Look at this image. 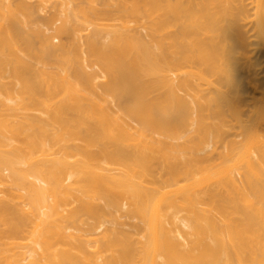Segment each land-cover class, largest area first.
Listing matches in <instances>:
<instances>
[{
    "label": "bare ground",
    "instance_id": "6f19581e",
    "mask_svg": "<svg viewBox=\"0 0 264 264\" xmlns=\"http://www.w3.org/2000/svg\"><path fill=\"white\" fill-rule=\"evenodd\" d=\"M6 1L0 264H264V0H120L148 38L88 41L92 72ZM189 122L185 160L153 136Z\"/></svg>",
    "mask_w": 264,
    "mask_h": 264
},
{
    "label": "rangeland",
    "instance_id": "374dc122",
    "mask_svg": "<svg viewBox=\"0 0 264 264\" xmlns=\"http://www.w3.org/2000/svg\"><path fill=\"white\" fill-rule=\"evenodd\" d=\"M8 1V0H7ZM6 1V2H7ZM13 7V9L19 10V14L23 17H27L29 20V35H35V32L38 30L45 31L48 35L55 34V28L60 25L61 18H67L68 20V34H65L62 38H54L53 41L56 45L64 43L66 47V51L68 53H72L75 49L79 51H83V56L88 58V63L92 64L90 68L87 70L89 72L98 70V65L95 64L96 60L94 57H91L89 54V42L94 41L97 42L98 46L107 47L111 45L112 36L114 34H129V35H138L140 34L144 39L148 38L147 30L141 28L139 30L136 29V24L133 20L127 18L121 12V4L120 0H10L8 3ZM28 4V5H26ZM26 6V7H23ZM21 7V8H19ZM91 7L95 8L97 12L100 13L97 20L94 23L87 27L86 29L83 27L85 22L83 20V15L81 10L86 9L89 10ZM26 8V10H22ZM31 9V11L29 9ZM16 10V11H17ZM29 10V11H28ZM27 13H26V12ZM21 12V13H20ZM30 14H29V13ZM26 13V14H25ZM30 16V17H29ZM22 17V18H23ZM59 19V20H58ZM31 24V25H30ZM124 24L128 25V28H124ZM55 27V28H54ZM82 27L84 30H81ZM32 28V29H31ZM36 28V29H35ZM54 28V29H53ZM54 30V31H53ZM80 30V31H78ZM32 31V32H31ZM30 35V36H31ZM35 43L39 46V41L36 36H33ZM95 64V65H93ZM94 69V70H93ZM99 71V70H98ZM105 79H101V82H104ZM102 96L108 99L109 106L119 112L122 116L126 114L119 109V106L115 100L108 97L103 91H100ZM190 100V99H189ZM126 119L131 123V125L140 129V126L137 122L131 120L126 117ZM153 136L158 139L161 143L165 144L164 146H169L165 141L172 144L173 148L176 150L175 154L180 156L183 160H185L187 156V148L192 146L194 143L198 142V133L195 126H192L189 122L186 127L179 130L178 138L167 139L161 134H153ZM8 172L5 171L4 176H6ZM241 178L240 176H238ZM182 215V214H181ZM122 221L126 224L123 227L125 229H130V226L127 223H131L132 221L128 219H122ZM104 227L99 229L101 231Z\"/></svg>",
    "mask_w": 264,
    "mask_h": 264
}]
</instances>
